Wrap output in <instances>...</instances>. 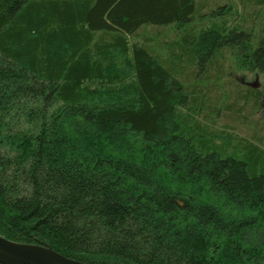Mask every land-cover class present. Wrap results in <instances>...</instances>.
I'll return each instance as SVG.
<instances>
[{"label": "trees", "instance_id": "16d2710c", "mask_svg": "<svg viewBox=\"0 0 264 264\" xmlns=\"http://www.w3.org/2000/svg\"><path fill=\"white\" fill-rule=\"evenodd\" d=\"M225 1L0 0L3 237L88 264H264V150L213 131L196 82L228 51L264 112V0Z\"/></svg>", "mask_w": 264, "mask_h": 264}, {"label": "rangeland", "instance_id": "374dc122", "mask_svg": "<svg viewBox=\"0 0 264 264\" xmlns=\"http://www.w3.org/2000/svg\"><path fill=\"white\" fill-rule=\"evenodd\" d=\"M225 2V0H208V2H204L205 8L202 13L208 12V9L215 10ZM238 11L241 13V10L238 9ZM238 19L239 16L236 20ZM175 37L176 33L173 29L145 27L135 40L140 42L150 40V44L158 47L170 43V40L175 39ZM163 52L164 56L168 53L165 52V49ZM193 77L194 72L191 78L185 77V79L192 81ZM201 77L196 82L199 84L198 87L203 88L207 99L208 109L205 110L204 117L211 129L232 139L250 141L264 150V112L254 104L253 99L244 100V95L248 89H260L262 87V77L240 69L228 51L219 55L206 74ZM192 83H195V79ZM55 257L60 264H66L59 257V254H56ZM64 257L75 262L88 264Z\"/></svg>", "mask_w": 264, "mask_h": 264}, {"label": "water", "instance_id": "95a60500", "mask_svg": "<svg viewBox=\"0 0 264 264\" xmlns=\"http://www.w3.org/2000/svg\"><path fill=\"white\" fill-rule=\"evenodd\" d=\"M56 251L37 245L12 242L0 234V263L2 264H60ZM66 264H82L59 254Z\"/></svg>", "mask_w": 264, "mask_h": 264}]
</instances>
